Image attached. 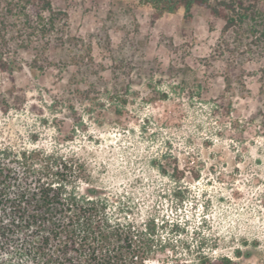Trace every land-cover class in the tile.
Wrapping results in <instances>:
<instances>
[{"label": "rangeland", "instance_id": "1", "mask_svg": "<svg viewBox=\"0 0 264 264\" xmlns=\"http://www.w3.org/2000/svg\"><path fill=\"white\" fill-rule=\"evenodd\" d=\"M16 1L0 0V153H25L27 183L149 224L145 264H264V43L199 6ZM0 264L47 263L11 242Z\"/></svg>", "mask_w": 264, "mask_h": 264}, {"label": "trees", "instance_id": "2", "mask_svg": "<svg viewBox=\"0 0 264 264\" xmlns=\"http://www.w3.org/2000/svg\"><path fill=\"white\" fill-rule=\"evenodd\" d=\"M138 2L153 10V19L182 9L183 18L188 20L193 6L203 7L212 17L223 21V34L242 32L247 35L246 40L254 37L255 40L249 42L251 46L264 43V0ZM15 5L22 11L35 6L40 14L52 13L50 0H17ZM19 155L20 158L10 152L0 153V244L25 242L27 247L39 251L47 264H145L153 234L149 224L138 229L131 222L120 223L108 215V201L102 197L62 196L61 192L52 191L49 185L39 181L31 186L27 182L34 176V170L25 153ZM13 164L19 168L20 175L15 176ZM7 174H12L13 178ZM192 178L198 180L199 176ZM180 192L181 188L175 187L173 195L179 202L183 201ZM61 213L64 214L62 219ZM65 219L67 224H63ZM55 233L60 235L55 250L45 254L43 244ZM27 237L29 240L25 241Z\"/></svg>", "mask_w": 264, "mask_h": 264}]
</instances>
